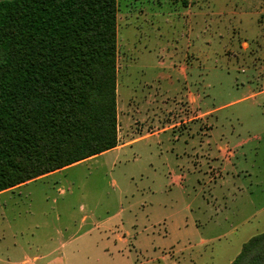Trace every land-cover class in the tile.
<instances>
[{
  "label": "rangeland",
  "instance_id": "374dc122",
  "mask_svg": "<svg viewBox=\"0 0 264 264\" xmlns=\"http://www.w3.org/2000/svg\"><path fill=\"white\" fill-rule=\"evenodd\" d=\"M115 16L123 144L1 191L0 264H231L264 232V0Z\"/></svg>",
  "mask_w": 264,
  "mask_h": 264
},
{
  "label": "trees",
  "instance_id": "16d2710c",
  "mask_svg": "<svg viewBox=\"0 0 264 264\" xmlns=\"http://www.w3.org/2000/svg\"><path fill=\"white\" fill-rule=\"evenodd\" d=\"M116 0H0V192L114 148ZM231 264H264V232Z\"/></svg>",
  "mask_w": 264,
  "mask_h": 264
},
{
  "label": "crops",
  "instance_id": "0c3cea01",
  "mask_svg": "<svg viewBox=\"0 0 264 264\" xmlns=\"http://www.w3.org/2000/svg\"><path fill=\"white\" fill-rule=\"evenodd\" d=\"M163 128H167V127H163ZM152 132H154V130L153 131H150L148 134H151ZM118 138H119V136H118ZM121 144H123V143H121ZM120 143H119V139H118V142H117V145L115 146V147H119L120 145H121ZM114 147V148H115ZM113 149V148H112ZM110 150V149H109ZM108 151V150H107ZM104 152H106V151H104ZM104 152H102V153H104ZM102 153H100V154H102ZM100 154H98V155H100ZM95 156H97V155H95ZM92 157H94V156H92ZM85 160V159H84ZM199 223V222H198Z\"/></svg>",
  "mask_w": 264,
  "mask_h": 264
}]
</instances>
